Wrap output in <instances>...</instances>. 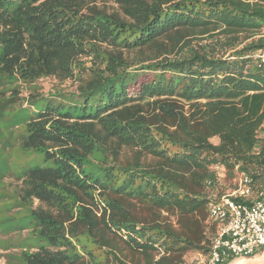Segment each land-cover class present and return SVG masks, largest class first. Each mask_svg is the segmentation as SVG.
I'll list each match as a JSON object with an SVG mask.
<instances>
[{"label": "trees", "instance_id": "16d2710c", "mask_svg": "<svg viewBox=\"0 0 264 264\" xmlns=\"http://www.w3.org/2000/svg\"><path fill=\"white\" fill-rule=\"evenodd\" d=\"M263 29L264 0H0L6 264L208 258L206 181L264 187Z\"/></svg>", "mask_w": 264, "mask_h": 264}, {"label": "built area", "instance_id": "2783aa9c", "mask_svg": "<svg viewBox=\"0 0 264 264\" xmlns=\"http://www.w3.org/2000/svg\"><path fill=\"white\" fill-rule=\"evenodd\" d=\"M264 35V29H263ZM264 71V50L254 55ZM221 172L219 165L214 167ZM223 183L208 179L209 215L217 221L211 250L205 264H222L231 257L251 256L264 247V187L254 188L253 178L241 173L230 191H222Z\"/></svg>", "mask_w": 264, "mask_h": 264}, {"label": "rangeland", "instance_id": "374dc122", "mask_svg": "<svg viewBox=\"0 0 264 264\" xmlns=\"http://www.w3.org/2000/svg\"><path fill=\"white\" fill-rule=\"evenodd\" d=\"M42 83V87H43V91L44 92H48L51 90V88L53 87V85L56 83V81L54 79H44L41 81ZM69 88L72 90L74 89V85L71 84L69 86ZM5 134V132H4ZM11 152V151H10ZM15 158V156H14ZM31 157H28V156H25L23 157V163L26 164L29 160H30ZM31 161V160H30ZM44 161H43V157L40 156V155H37V157H35V160H33L31 162L32 165H41L43 164ZM15 176L14 175H9V177L7 178L8 181H15ZM233 183L231 181H228L226 182V184L224 183L223 184V189L226 190V191H230L233 187H232ZM1 252V251H0ZM261 256L263 259H264V253H262L261 251H259L254 257L256 256ZM186 260L189 264H205L206 263V260H207V257L199 252H195V251H191L187 254L186 256ZM0 264H6V261L4 258L0 257Z\"/></svg>", "mask_w": 264, "mask_h": 264}, {"label": "crops", "instance_id": "0c3cea01", "mask_svg": "<svg viewBox=\"0 0 264 264\" xmlns=\"http://www.w3.org/2000/svg\"><path fill=\"white\" fill-rule=\"evenodd\" d=\"M259 251L264 253V247H261L251 256L235 257L229 264H264V259L261 256L254 257Z\"/></svg>", "mask_w": 264, "mask_h": 264}]
</instances>
